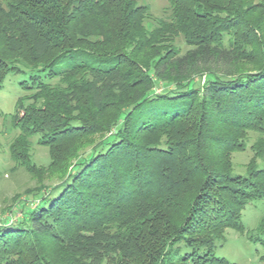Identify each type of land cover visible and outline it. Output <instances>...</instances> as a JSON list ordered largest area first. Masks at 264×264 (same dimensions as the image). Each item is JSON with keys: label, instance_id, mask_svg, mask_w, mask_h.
Instances as JSON below:
<instances>
[{"label": "trees", "instance_id": "obj_1", "mask_svg": "<svg viewBox=\"0 0 264 264\" xmlns=\"http://www.w3.org/2000/svg\"><path fill=\"white\" fill-rule=\"evenodd\" d=\"M4 1L0 87L28 80L10 159L38 175L35 140L58 182L10 207L0 264H228L215 247L264 200V168L229 159L264 134V2L165 0L151 21L135 0Z\"/></svg>", "mask_w": 264, "mask_h": 264}, {"label": "rangeland", "instance_id": "obj_2", "mask_svg": "<svg viewBox=\"0 0 264 264\" xmlns=\"http://www.w3.org/2000/svg\"><path fill=\"white\" fill-rule=\"evenodd\" d=\"M135 1L139 5L148 7L151 21L165 19L169 16L170 8L165 0ZM253 2L263 3L264 0H253ZM4 3V0H0V4ZM151 21L148 20L145 24L149 30ZM174 45L179 48L181 54L188 50L181 37L174 40ZM23 81H28L26 75L8 74L0 87V221L3 222L10 221L14 216L19 218V210L9 211L15 203H20L23 198L36 190L41 189L44 192L58 182L55 179L58 168L50 169L49 167L48 149L37 145L35 140H32L28 157L39 170L38 175L29 174L25 168L10 159L8 147L16 137L17 131L12 128L9 116L14 112L17 99L25 95V91L20 87ZM104 137L95 135L88 142L97 143ZM243 142L245 145L242 151H235L229 155L232 174L241 177L246 176L249 167L253 165L259 169L264 168V134L255 131L247 132ZM87 143L77 142L68 146L67 149L75 147L78 149L81 144L88 145ZM260 148L263 149V156L259 154ZM263 218V199H256L245 205L240 219L244 232L226 229L223 235L224 242L214 249L215 256L224 259L228 264H263L264 259L263 261L261 259L264 257V234L259 231V224ZM2 221L0 223H3Z\"/></svg>", "mask_w": 264, "mask_h": 264}]
</instances>
